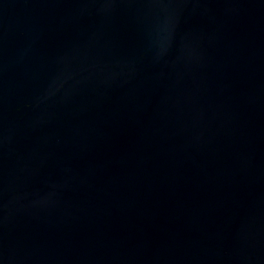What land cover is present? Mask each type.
<instances>
[{
    "label": "water",
    "instance_id": "95a60500",
    "mask_svg": "<svg viewBox=\"0 0 264 264\" xmlns=\"http://www.w3.org/2000/svg\"><path fill=\"white\" fill-rule=\"evenodd\" d=\"M0 264H264V0H0Z\"/></svg>",
    "mask_w": 264,
    "mask_h": 264
}]
</instances>
